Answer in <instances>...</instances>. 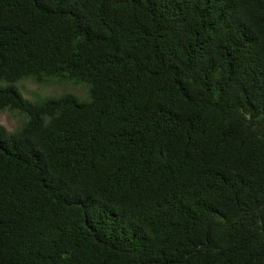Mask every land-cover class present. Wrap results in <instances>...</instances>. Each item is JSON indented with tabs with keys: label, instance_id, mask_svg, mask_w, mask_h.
Segmentation results:
<instances>
[{
	"label": "trees",
	"instance_id": "trees-1",
	"mask_svg": "<svg viewBox=\"0 0 264 264\" xmlns=\"http://www.w3.org/2000/svg\"><path fill=\"white\" fill-rule=\"evenodd\" d=\"M0 111V264H264V0H0Z\"/></svg>",
	"mask_w": 264,
	"mask_h": 264
},
{
	"label": "rangeland",
	"instance_id": "rangeland-1",
	"mask_svg": "<svg viewBox=\"0 0 264 264\" xmlns=\"http://www.w3.org/2000/svg\"><path fill=\"white\" fill-rule=\"evenodd\" d=\"M21 96L29 102H37L49 97H58L63 94H72L79 100L86 97V89L80 86H72L69 84H53L39 85L30 79H25L16 85ZM24 121V117L13 111H0V125L8 132L16 130Z\"/></svg>",
	"mask_w": 264,
	"mask_h": 264
}]
</instances>
